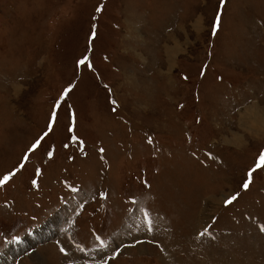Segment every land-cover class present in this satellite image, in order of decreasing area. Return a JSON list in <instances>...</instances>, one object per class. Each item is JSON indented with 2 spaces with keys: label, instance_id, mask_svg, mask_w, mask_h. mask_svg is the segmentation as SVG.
<instances>
[{
  "label": "rangeland",
  "instance_id": "1",
  "mask_svg": "<svg viewBox=\"0 0 264 264\" xmlns=\"http://www.w3.org/2000/svg\"><path fill=\"white\" fill-rule=\"evenodd\" d=\"M256 122L264 0H0V264H264Z\"/></svg>",
  "mask_w": 264,
  "mask_h": 264
},
{
  "label": "snow or ice",
  "instance_id": "2",
  "mask_svg": "<svg viewBox=\"0 0 264 264\" xmlns=\"http://www.w3.org/2000/svg\"><path fill=\"white\" fill-rule=\"evenodd\" d=\"M99 10L100 9L98 8L97 11H99ZM219 23H220V17L218 15L217 16V23H216V26L214 28V31L219 28ZM94 35H95V32H93V36ZM78 63L79 64H84L85 63V59H82ZM70 91H71V87L65 89L64 93L62 94V99L64 97H66L69 94ZM113 103H115V101H113ZM55 115H56L55 112H53V121L55 119ZM73 122L75 123V115L74 114H73ZM49 129L52 130V122H50ZM45 135H47V133H45ZM39 146H40V141L38 140L35 144L32 145V148L29 151L30 152H34ZM27 158L28 157L26 155L25 159H27ZM23 167H24V165L21 164L20 168H23ZM261 168H264V153H261L260 156L258 157V161H257V164H256L255 168H253V169H251L249 171V173H248V181L243 184V188L244 189H247L249 187V184L252 181L253 172H255L257 169H261ZM18 170L19 169H17L16 171H18ZM14 175H15V172L6 174L2 179H0V186H2L5 182H7ZM237 196H238V194L233 195L232 197L229 198V200L226 201V203H231L232 201L236 200ZM145 219L148 220L149 230H151V220L148 218V213H145ZM206 231H207V229H205V232ZM204 234L205 233H201V235H204ZM62 251H63V249H62Z\"/></svg>",
  "mask_w": 264,
  "mask_h": 264
},
{
  "label": "crops",
  "instance_id": "3",
  "mask_svg": "<svg viewBox=\"0 0 264 264\" xmlns=\"http://www.w3.org/2000/svg\"><path fill=\"white\" fill-rule=\"evenodd\" d=\"M255 125L258 126L260 129L264 130V127H262L258 122H256ZM234 134H235V131L230 135H234ZM245 134L247 136H244V139H240L238 136L230 137V135H227L223 138V141L226 143H230L229 144L230 146H234V147L240 149V148H244V147L248 146L250 144L249 141H252L254 138L258 137L256 135L248 133V132H244V135Z\"/></svg>",
  "mask_w": 264,
  "mask_h": 264
},
{
  "label": "bare ground",
  "instance_id": "4",
  "mask_svg": "<svg viewBox=\"0 0 264 264\" xmlns=\"http://www.w3.org/2000/svg\"><path fill=\"white\" fill-rule=\"evenodd\" d=\"M256 109L258 110V108H256ZM25 241H26V240H25ZM25 241H24V242H25ZM15 246L18 247L19 245L16 244ZM9 254H10V253L7 252V253L4 254V255L7 256V255H9Z\"/></svg>",
  "mask_w": 264,
  "mask_h": 264
}]
</instances>
